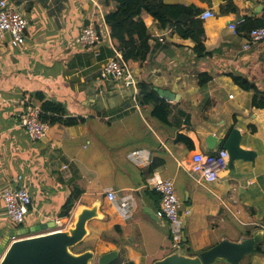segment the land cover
Wrapping results in <instances>:
<instances>
[{
	"label": "crops",
	"instance_id": "crops-1",
	"mask_svg": "<svg viewBox=\"0 0 264 264\" xmlns=\"http://www.w3.org/2000/svg\"><path fill=\"white\" fill-rule=\"evenodd\" d=\"M8 1L21 5L29 25L19 47L11 45L9 34L0 38V245L25 226L55 221L63 228L77 205L99 202L102 218L89 221L80 250L92 247L98 255L117 250L112 264H152L175 249L168 222L157 215L160 194L153 187L167 178L175 182L181 202L186 241L180 246L189 254L225 238L239 242L250 237L248 228L264 224V108L252 106V92L233 80L243 76L264 87V40L244 47L249 30L264 24L263 3L153 0L200 13L211 9L214 16L203 20L206 50L198 54L194 40L161 28L143 12L150 22L151 52L143 65L130 66L134 82H128L102 75L115 47L105 0ZM242 19L235 33L230 24ZM97 23L103 39L81 46L82 28ZM141 79L179 93V99L167 100L168 124L137 103ZM37 93L63 103L68 115L85 122L49 125L46 138L32 139L18 114L26 105L40 107ZM232 127L241 132V147L256 152L254 161L237 159L212 182L200 178L191 169L193 156L223 148L210 149L207 137L224 139ZM7 186L26 187L33 198L20 227L6 213ZM73 191L81 195L71 216L59 217ZM109 191L115 192L113 200ZM250 255L240 264H264V257Z\"/></svg>",
	"mask_w": 264,
	"mask_h": 264
},
{
	"label": "trees",
	"instance_id": "trees-1",
	"mask_svg": "<svg viewBox=\"0 0 264 264\" xmlns=\"http://www.w3.org/2000/svg\"><path fill=\"white\" fill-rule=\"evenodd\" d=\"M104 4L106 9L105 21L111 30L110 35L113 45L123 52L129 66H134V64L143 65L151 52L150 22L143 18V12L150 14L161 28L172 27L181 37L194 40L198 54H203L206 50L203 20L199 18L200 11L195 7L165 4L153 0H105ZM95 27L97 30L102 28L98 23ZM233 80L244 90L252 92V106L264 108V87L243 76L233 75ZM200 84H204V79H200ZM138 86L140 90L136 97L137 103L145 109L149 108L151 115L159 122L168 124L171 115L170 102L159 96L156 86L151 82L141 79ZM37 96L41 102L39 118L44 123L72 126L85 122V118L82 116L68 115L63 103L55 99L45 98L42 93H37ZM232 129L233 127L230 131ZM189 143L190 145L194 144L191 139H189ZM80 195L81 192L79 191L71 193L63 204L59 217L71 216L75 202ZM115 228L118 229L119 226ZM257 228L259 226L248 228L247 235L251 236L253 230ZM184 244L183 241L181 245ZM252 255L264 257V241L257 246L255 252L250 256Z\"/></svg>",
	"mask_w": 264,
	"mask_h": 264
},
{
	"label": "water",
	"instance_id": "water-1",
	"mask_svg": "<svg viewBox=\"0 0 264 264\" xmlns=\"http://www.w3.org/2000/svg\"><path fill=\"white\" fill-rule=\"evenodd\" d=\"M156 90L166 100L180 98L179 93L168 89ZM241 136L240 130L233 128L224 139L209 134L206 141L210 149L217 145L225 148L229 153L228 167L233 168L235 160L254 161L256 156L254 150L241 147ZM95 218H102L99 202L91 206L77 205L72 221L63 228H56L55 221L22 227L15 233L16 239L9 244L6 242L0 245V264H112L118 258L117 250L101 255L92 247L76 250L89 234V221ZM183 240L186 241L185 231ZM263 241L264 229L260 228L239 242L225 238L197 255L189 254L178 247L152 264H214L218 260L240 264L247 255L254 253Z\"/></svg>",
	"mask_w": 264,
	"mask_h": 264
},
{
	"label": "built area",
	"instance_id": "built-area-1",
	"mask_svg": "<svg viewBox=\"0 0 264 264\" xmlns=\"http://www.w3.org/2000/svg\"><path fill=\"white\" fill-rule=\"evenodd\" d=\"M263 3L264 0H253ZM21 5L8 0H0V38L10 35L11 45L19 47L25 42V33L28 28V19L23 15ZM214 16L211 9H207L199 14L201 20ZM244 19L230 24V27L237 33L238 24ZM105 35L100 28L97 30L93 25H86L82 28L77 37L78 43L83 47L93 46L98 43ZM264 40V25L254 27L249 32V41L244 44L248 48L253 42ZM114 56L109 58L103 65V77L111 78L116 81L125 79L128 82H134L132 70L125 60L123 52L116 47ZM40 107L34 104L24 106L18 116L20 125L26 129L32 139H44L48 135L49 125L39 118ZM229 153L225 148L217 152L203 153L199 152L193 156L191 169L197 173L200 178L212 182L218 179L221 170L228 167ZM153 187L160 194V205L157 215L165 219L170 226V236L173 245L176 248L181 247L183 242L184 222H182L179 208L180 199L176 193L175 182L173 179H158ZM2 196L6 203V213L10 221L17 227L22 226L25 221L29 208L33 203V198L26 187L7 186L2 191ZM109 199L115 198V192L107 193ZM60 221V219H58ZM60 224V223H59ZM17 237H13V240ZM2 254H0V261Z\"/></svg>",
	"mask_w": 264,
	"mask_h": 264
},
{
	"label": "rangeland",
	"instance_id": "rangeland-1",
	"mask_svg": "<svg viewBox=\"0 0 264 264\" xmlns=\"http://www.w3.org/2000/svg\"><path fill=\"white\" fill-rule=\"evenodd\" d=\"M260 228H261V229H264V224H263L262 226H260ZM260 228H259V229H260ZM79 245H80V244H79ZM81 248H82V246H77V247H76V250L80 251Z\"/></svg>",
	"mask_w": 264,
	"mask_h": 264
},
{
	"label": "clouds",
	"instance_id": "clouds-1",
	"mask_svg": "<svg viewBox=\"0 0 264 264\" xmlns=\"http://www.w3.org/2000/svg\"><path fill=\"white\" fill-rule=\"evenodd\" d=\"M182 248V247H181ZM183 249V248H182Z\"/></svg>",
	"mask_w": 264,
	"mask_h": 264
}]
</instances>
